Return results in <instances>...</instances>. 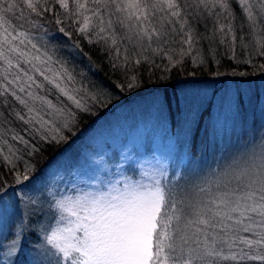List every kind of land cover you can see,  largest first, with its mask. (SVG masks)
Listing matches in <instances>:
<instances>
[{
    "label": "snow or ice",
    "instance_id": "obj_1",
    "mask_svg": "<svg viewBox=\"0 0 264 264\" xmlns=\"http://www.w3.org/2000/svg\"><path fill=\"white\" fill-rule=\"evenodd\" d=\"M234 2L242 19L233 0H0V164L21 205L42 207L43 196L61 213L33 264H264V134L194 175L178 170L169 180L161 164L147 182L109 181L74 198L54 199L63 180L55 156L40 166L48 150L75 142L80 114L110 98L70 67L77 57L91 62L85 46L104 53L121 91L143 88L145 73L166 81L186 59L219 65L218 46L252 64L237 49L264 57V0ZM46 24L66 46L51 45ZM158 103L171 108L167 97ZM242 103L239 94L230 102L233 116ZM91 165L103 166L85 152L80 167ZM3 175L0 190L9 187Z\"/></svg>",
    "mask_w": 264,
    "mask_h": 264
},
{
    "label": "rangeland",
    "instance_id": "obj_2",
    "mask_svg": "<svg viewBox=\"0 0 264 264\" xmlns=\"http://www.w3.org/2000/svg\"><path fill=\"white\" fill-rule=\"evenodd\" d=\"M239 82L236 84V80L231 78L228 81L218 79L212 83H194L191 87L186 85L180 90L178 101L172 100L171 111L158 103V100L164 99L161 94H153L139 100L132 111L106 119L93 129L88 139L78 148L79 152L54 162L63 176L62 182L54 186V199L74 198L82 191H95L97 185L103 188L109 181L115 183L131 179L147 182L145 173L156 171L161 164L167 165L169 180L173 179V174L178 170L182 175H194V167L207 169L219 161L221 153L236 152L254 140L258 141L264 134V80ZM217 87L220 90L215 92ZM238 94L243 103L239 115L233 116L230 102ZM208 104L211 106L210 116L197 137L196 150L191 152L200 116ZM173 111L178 112L179 120L176 123L171 116ZM85 152L93 153L103 166L80 167ZM78 167L80 173L74 175ZM101 181L104 183L101 184ZM44 191L46 193V189ZM2 197L0 264H16L22 252L24 230L20 232L15 245V254H6L13 247L18 230L23 228V218L26 219L29 211L41 210L44 217L51 220L42 225L44 235L56 226L61 213L44 202L43 196L40 197L42 207L39 203L36 206L21 205L12 190ZM5 202L10 209L7 213L4 211ZM42 246L43 240L36 250ZM29 253L34 261L37 251Z\"/></svg>",
    "mask_w": 264,
    "mask_h": 264
},
{
    "label": "trees",
    "instance_id": "obj_3",
    "mask_svg": "<svg viewBox=\"0 0 264 264\" xmlns=\"http://www.w3.org/2000/svg\"><path fill=\"white\" fill-rule=\"evenodd\" d=\"M232 8L236 12L237 17L242 19L239 5L236 4L234 0ZM45 26L49 29L48 38L51 45H55L57 47L66 46V38L63 37L62 34L55 31L54 24H46ZM200 27L202 28V26ZM52 36H59V39L52 40ZM201 43L204 46L205 53H207V42L202 41ZM85 51L88 56L91 57V62H89L87 58L77 57L74 65H71L70 67H74L76 73H84L86 75V78L83 79V84L86 87L92 88L93 85H98L110 94V98L107 99L105 106L93 107V114H80L82 122L76 130V135L71 137V139L75 142L71 143L67 147L65 145H58L48 150L46 155L41 160L40 166H43L45 162L52 159L53 156L56 157L55 161L58 162L63 157H67L68 154L71 155L79 152L78 148L83 144V142H85V139H88L94 128L100 126L106 119L112 118L115 115V117H117L120 113L124 114L127 111H132L135 109L139 100H142L150 95L159 93L163 96V98L167 97L172 103L173 99L178 101L179 92L186 85L187 87H191L192 85H195L194 83H212L214 80L218 79L228 81L231 78L236 80V84H240V80H264V70L259 68L260 64H264V57L255 56L249 52L242 53L238 48L237 56H239L241 60L245 58L252 59V64L236 63L235 61L226 58V50L223 46H218V58L220 59L219 65L210 60L207 67H197L190 60L186 59L184 67L178 71L174 69L170 79L166 81H158L155 77L147 79L148 74L145 73V84L143 88L132 91H121V89L117 86L120 83V80L117 78V74L112 72L107 67V60L104 58V53L95 49L93 46H85ZM193 55H195V53H193ZM239 73H246V75L241 76ZM77 79H82V77L78 75ZM219 90L220 88L217 87L215 92H218ZM171 110H173L172 104L170 111ZM210 111L211 106L208 104L200 116L196 133L192 140L191 152L196 150V144L198 141L197 137L200 134V130L206 119L210 116ZM177 113L174 111L171 112L173 122L175 123L176 120H179ZM62 149L65 150L61 151ZM211 156L212 154L209 157ZM7 173L8 168L3 164H0V174H4L3 179L6 180L9 185L6 189L0 190V196H3L4 193L10 192L14 187H16L12 184V176L7 175ZM49 221L51 222V220L44 217V212L41 210L31 209L29 214H27L26 219L25 217L23 218V246L22 252L20 251L18 255L19 261L16 264H33L32 254L29 252L31 251L32 253H35L37 251L36 248L42 244V240L44 238L42 225ZM26 260H29L30 262H27Z\"/></svg>",
    "mask_w": 264,
    "mask_h": 264
}]
</instances>
